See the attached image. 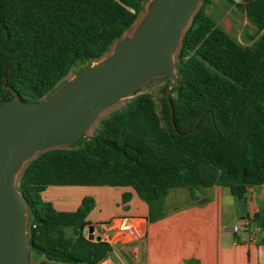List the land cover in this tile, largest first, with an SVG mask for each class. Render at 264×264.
Wrapping results in <instances>:
<instances>
[{
  "label": "trees",
  "instance_id": "1",
  "mask_svg": "<svg viewBox=\"0 0 264 264\" xmlns=\"http://www.w3.org/2000/svg\"><path fill=\"white\" fill-rule=\"evenodd\" d=\"M143 2L0 0V105L16 97L43 103L71 71L79 75L123 38ZM210 4L203 0L193 14L175 77L165 79L156 100L139 94L99 132L44 151L22 170L17 189L34 260L95 264L111 251L82 234L93 199L59 211L42 198L49 186L130 187L147 205L149 223L165 216L174 187L195 200L196 191L212 186L227 187L237 199L264 186V0L234 4L255 28L250 46L216 24L206 13Z\"/></svg>",
  "mask_w": 264,
  "mask_h": 264
},
{
  "label": "water",
  "instance_id": "2",
  "mask_svg": "<svg viewBox=\"0 0 264 264\" xmlns=\"http://www.w3.org/2000/svg\"><path fill=\"white\" fill-rule=\"evenodd\" d=\"M199 1L155 0L134 36L117 40L110 56L76 75L43 103L26 105L16 97L0 105V264L28 261L26 202L15 185L20 163L74 140L101 110L146 79L172 77L177 29L187 21L189 27ZM238 208L246 213L244 198L238 199ZM82 234L101 240L94 237L91 224Z\"/></svg>",
  "mask_w": 264,
  "mask_h": 264
},
{
  "label": "crops",
  "instance_id": "3",
  "mask_svg": "<svg viewBox=\"0 0 264 264\" xmlns=\"http://www.w3.org/2000/svg\"><path fill=\"white\" fill-rule=\"evenodd\" d=\"M215 1L220 6L219 0H211L206 13L228 34L229 27L241 24L240 35L251 44L255 28L234 5L238 3L227 2L230 8L216 15ZM240 16L242 23L237 22ZM53 187H47L42 198L59 211H74L84 197L93 199L87 223L93 225L94 237L111 247L95 264H264V186L247 188L242 197L245 214L227 187L200 189L195 200L186 188H171L165 198L166 214L154 223L147 221V205L130 187ZM125 193L131 195L127 202L122 201ZM242 218L249 219V227L236 235L231 228ZM34 264L54 263L38 259Z\"/></svg>",
  "mask_w": 264,
  "mask_h": 264
},
{
  "label": "rangeland",
  "instance_id": "4",
  "mask_svg": "<svg viewBox=\"0 0 264 264\" xmlns=\"http://www.w3.org/2000/svg\"><path fill=\"white\" fill-rule=\"evenodd\" d=\"M155 2V0H144L143 4H142V9L139 13V15L137 16V19L135 20V22L133 23V25L131 26L130 30L127 31L123 37L127 38V37H132L134 36L138 30L140 29L143 21L145 20L152 4ZM202 4V0H200L197 5L196 8L194 10V13L198 10V8L201 6ZM216 8L214 9L213 13H215L216 15H220L221 13H224V8H230V5L225 1V0H219V7H217V2H214ZM232 16H235L234 14H232ZM242 16H240V18L237 19V22L242 23ZM189 20V19H187ZM188 22H184L181 24V26H179V28L177 29V43L174 46V49L172 51L171 54V64H172V68L169 70V73L172 77L170 78H174L175 77V73H174V66L175 63L177 61V55H178V51H179V47H180V40L183 36V34L185 33L187 27H188ZM241 26V24H239ZM240 26L235 27L234 25L232 26V28L230 29V27L227 29L229 32V35H231V37L238 42L240 45L242 46H250L251 44L247 45L245 44V41L243 36L241 37V32H243L242 30H244V28L240 29ZM240 35V36H239ZM252 43V41H251ZM115 44H113L111 46V48L109 49V51L104 55V57L102 59H100L98 62L102 61L103 59L107 58L108 56H110L113 52ZM98 62H94L92 65L97 64ZM75 71H71L63 80L62 82L58 85V87H62L65 84H67L69 81H71L73 78H75ZM166 78H169L168 75L166 74H162L160 76H154V77H150L148 79H146L145 81H143L137 88H135L130 94L121 97L120 99H118L117 101L113 102L112 104H110L109 106H107L106 108H104L103 110H101L95 121L92 123V125L90 126V128L88 130H86L84 133H82L81 135H79L78 137H76L74 140L68 142V143H63L57 146L52 147L51 149H57V148H69L70 146H73V144L77 141V139H79L80 137H90L92 135H94L96 132H99L102 126V121L107 119L109 116H111V114L115 111L121 110L123 108H125L126 106H128V104L139 94L142 93H149L153 96V98L156 100V98L160 95V89L163 87V85L166 83ZM169 78V79H170ZM76 146V145H74ZM41 152H37L35 155H33V157H31L28 160H25L23 162L20 163L18 169H17V175H16V179H15V185H18V179L20 177V174L22 172V170L29 164L30 161H32L37 155H39ZM51 189V188H49ZM53 189H57V186H54ZM50 192H47V195H49ZM24 215L26 216V213H24ZM27 264H34V259L33 257H31L28 254V261Z\"/></svg>",
  "mask_w": 264,
  "mask_h": 264
},
{
  "label": "built area",
  "instance_id": "5",
  "mask_svg": "<svg viewBox=\"0 0 264 264\" xmlns=\"http://www.w3.org/2000/svg\"><path fill=\"white\" fill-rule=\"evenodd\" d=\"M234 3L245 5L249 0H232ZM249 227V219L242 218L236 222V224L231 228L232 232L239 235L241 232Z\"/></svg>",
  "mask_w": 264,
  "mask_h": 264
},
{
  "label": "bare ground",
  "instance_id": "6",
  "mask_svg": "<svg viewBox=\"0 0 264 264\" xmlns=\"http://www.w3.org/2000/svg\"><path fill=\"white\" fill-rule=\"evenodd\" d=\"M174 49V48H173Z\"/></svg>",
  "mask_w": 264,
  "mask_h": 264
}]
</instances>
